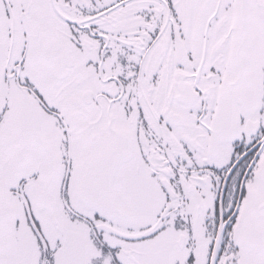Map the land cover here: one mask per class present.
<instances>
[{
	"label": "snow or ice",
	"instance_id": "snow-or-ice-1",
	"mask_svg": "<svg viewBox=\"0 0 264 264\" xmlns=\"http://www.w3.org/2000/svg\"><path fill=\"white\" fill-rule=\"evenodd\" d=\"M0 264H264V0H0Z\"/></svg>",
	"mask_w": 264,
	"mask_h": 264
}]
</instances>
